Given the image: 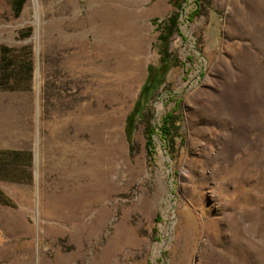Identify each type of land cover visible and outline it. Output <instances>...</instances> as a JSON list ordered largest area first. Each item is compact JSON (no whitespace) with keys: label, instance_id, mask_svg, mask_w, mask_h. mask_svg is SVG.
<instances>
[{"label":"rangeland","instance_id":"374dc122","mask_svg":"<svg viewBox=\"0 0 264 264\" xmlns=\"http://www.w3.org/2000/svg\"><path fill=\"white\" fill-rule=\"evenodd\" d=\"M19 1L0 264H264V0Z\"/></svg>","mask_w":264,"mask_h":264},{"label":"trees","instance_id":"16d2710c","mask_svg":"<svg viewBox=\"0 0 264 264\" xmlns=\"http://www.w3.org/2000/svg\"><path fill=\"white\" fill-rule=\"evenodd\" d=\"M23 2V0H20L18 3H17V6L20 5L21 3ZM197 13H199L197 11ZM197 14H195L196 16ZM169 22H171L173 24V26L176 28V23H177V14H172L168 20Z\"/></svg>","mask_w":264,"mask_h":264},{"label":"bare ground","instance_id":"6f19581e","mask_svg":"<svg viewBox=\"0 0 264 264\" xmlns=\"http://www.w3.org/2000/svg\"><path fill=\"white\" fill-rule=\"evenodd\" d=\"M95 1H97V2H99V6H100V8H104V0H95Z\"/></svg>","mask_w":264,"mask_h":264}]
</instances>
